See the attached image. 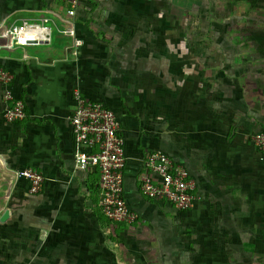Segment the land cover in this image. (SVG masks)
<instances>
[{"label":"crops","instance_id":"crops-1","mask_svg":"<svg viewBox=\"0 0 264 264\" xmlns=\"http://www.w3.org/2000/svg\"><path fill=\"white\" fill-rule=\"evenodd\" d=\"M99 1V5L96 0L80 2L71 25L83 44L75 49L72 38L63 33L69 24L63 21L66 8L61 0H0V67L11 76L7 88L0 83V264L75 260L78 250L92 249L94 236L104 233L95 215L97 176L78 178L72 171L69 118L76 83L84 95L117 113L124 137L128 203L146 218V224L169 215L173 207L135 191L149 152H165L184 165L200 203L206 197L213 204L224 203L237 191V182L252 175L254 151L257 155L259 151L245 137L254 125L264 128V111L253 114L254 105L263 106L253 103L259 98L257 89L239 88L232 80L190 86L183 76L173 85L171 73L165 81L164 131L151 128L153 120L132 114L130 83H123L120 76L126 73L125 52L116 43L115 32L122 20L104 16V1ZM93 9L99 17L92 15ZM30 14L37 17L34 23L42 39L17 44L14 33ZM121 88H126L130 105ZM6 90L11 99H6ZM17 100L24 104L25 117L7 122L4 112ZM27 167L45 177L36 194L29 192L19 174ZM242 208L247 210L246 201ZM137 226L145 225L128 227Z\"/></svg>","mask_w":264,"mask_h":264},{"label":"rangeland","instance_id":"rangeland-1","mask_svg":"<svg viewBox=\"0 0 264 264\" xmlns=\"http://www.w3.org/2000/svg\"><path fill=\"white\" fill-rule=\"evenodd\" d=\"M101 1L104 16L122 20L115 32L125 52L126 73L120 76L130 83L134 104L126 88L121 96L132 114L153 120L151 128L164 131L171 73L173 85L183 76L190 86L232 80L257 89L253 103L263 106L254 105L253 114L264 111V0ZM247 133L245 140L258 152L252 137L264 128L254 125ZM254 154L252 175L237 182L224 203L207 197L200 203L197 194L191 211L172 207L169 215L135 229L109 225L94 236L92 249L78 250L75 260L61 264H264V152Z\"/></svg>","mask_w":264,"mask_h":264},{"label":"built area","instance_id":"built-area-1","mask_svg":"<svg viewBox=\"0 0 264 264\" xmlns=\"http://www.w3.org/2000/svg\"><path fill=\"white\" fill-rule=\"evenodd\" d=\"M81 1L61 0L66 8L63 21L69 24L63 33L72 38V47L75 49L83 44L71 25ZM36 18L34 14H30L22 21L14 33L17 44L24 45L29 41L42 39L40 27L34 23ZM80 79L81 76L77 75L76 80ZM10 82L9 72L0 67V83L7 88ZM71 95L73 110L69 124L73 140V174L78 178H85L90 174L97 176V208L105 217L128 226L145 224L146 218L128 203L124 137L117 113L101 101L84 95L78 83L72 88ZM5 97L12 98L10 91L6 90ZM3 117L7 122L24 119L23 102L17 100L6 109ZM252 139L259 151L264 152V133H257ZM19 174L28 183L31 194L41 190L45 181L41 172L27 167ZM135 191L143 197L164 202L178 210L188 211L198 200L190 171L162 151L146 154Z\"/></svg>","mask_w":264,"mask_h":264},{"label":"trees","instance_id":"trees-1","mask_svg":"<svg viewBox=\"0 0 264 264\" xmlns=\"http://www.w3.org/2000/svg\"><path fill=\"white\" fill-rule=\"evenodd\" d=\"M95 215H96V220L99 224V227L104 231L105 228H107L109 225H113V226H119V228L121 229L120 226L125 225L123 223H117V222H113L110 219H108L107 217H105L103 215V213L98 209L97 211H95ZM126 226V225H125Z\"/></svg>","mask_w":264,"mask_h":264},{"label":"water","instance_id":"water-1","mask_svg":"<svg viewBox=\"0 0 264 264\" xmlns=\"http://www.w3.org/2000/svg\"><path fill=\"white\" fill-rule=\"evenodd\" d=\"M30 42H31V41H30ZM33 42H35V41H33ZM31 43H32V42H31ZM4 217H7V213L4 214Z\"/></svg>","mask_w":264,"mask_h":264}]
</instances>
